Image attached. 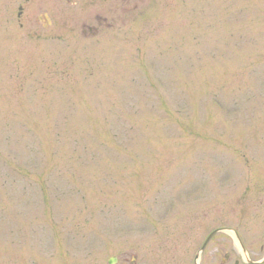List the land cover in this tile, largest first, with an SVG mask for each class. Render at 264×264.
Wrapping results in <instances>:
<instances>
[{
	"label": "rangeland",
	"instance_id": "1",
	"mask_svg": "<svg viewBox=\"0 0 264 264\" xmlns=\"http://www.w3.org/2000/svg\"><path fill=\"white\" fill-rule=\"evenodd\" d=\"M217 228L264 257V0H0V264H248Z\"/></svg>",
	"mask_w": 264,
	"mask_h": 264
},
{
	"label": "water",
	"instance_id": "2",
	"mask_svg": "<svg viewBox=\"0 0 264 264\" xmlns=\"http://www.w3.org/2000/svg\"><path fill=\"white\" fill-rule=\"evenodd\" d=\"M219 230H222V229H217V230H215L214 232H218ZM214 232H213V233H214ZM213 233H211V235H212ZM211 235H210V236H211ZM235 236H236L237 240L239 241L238 236H237V235H235ZM208 238H209V237H208ZM240 245H241V244H240ZM241 249H242V251H243V253H244V255H245V259L247 260L248 263H250V264H262V263H264V260H260V261H257V262L250 261L249 258L247 257V255L245 254V250H244V247H243L242 245H241ZM113 262H114L113 259L109 261L110 264H113Z\"/></svg>",
	"mask_w": 264,
	"mask_h": 264
}]
</instances>
